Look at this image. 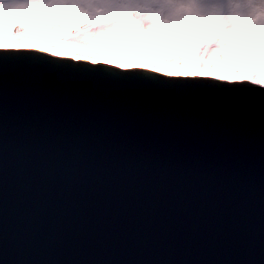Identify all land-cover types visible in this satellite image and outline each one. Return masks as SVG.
<instances>
[{
    "label": "water",
    "instance_id": "obj_1",
    "mask_svg": "<svg viewBox=\"0 0 264 264\" xmlns=\"http://www.w3.org/2000/svg\"><path fill=\"white\" fill-rule=\"evenodd\" d=\"M172 83L0 81V264H264V90Z\"/></svg>",
    "mask_w": 264,
    "mask_h": 264
},
{
    "label": "rangeland",
    "instance_id": "obj_2",
    "mask_svg": "<svg viewBox=\"0 0 264 264\" xmlns=\"http://www.w3.org/2000/svg\"><path fill=\"white\" fill-rule=\"evenodd\" d=\"M112 1L66 0L69 4L66 31L62 27L50 36L42 33L41 38L54 41L57 46L53 49H65L68 55L53 53L42 48V44L35 47L74 59L82 56V60L97 61L107 57L113 62H136L121 63L119 66L122 67L148 68L161 64L155 70L168 74H176L170 66L173 63L211 69L207 72L177 71L181 75L219 76L229 80L249 78L247 73L252 71L247 66L249 63L264 71V62H258L264 61V0H235V7L230 9L233 30L203 42L200 38L206 34L198 31L203 23L196 11L198 0H116L117 7L111 6ZM5 3L6 0H0V47H29L27 43L4 42L1 34L5 33ZM18 17L19 10L10 9L8 23ZM132 18H140L134 29L130 24ZM17 35L10 38H26ZM135 36L143 42L137 53L131 43Z\"/></svg>",
    "mask_w": 264,
    "mask_h": 264
},
{
    "label": "snow or ice",
    "instance_id": "obj_3",
    "mask_svg": "<svg viewBox=\"0 0 264 264\" xmlns=\"http://www.w3.org/2000/svg\"><path fill=\"white\" fill-rule=\"evenodd\" d=\"M69 7L66 0H6L3 5L5 10V43H27L30 46L24 48H0V53L4 54L3 62L0 63V81L7 82L9 79L20 76H33L44 78H68L78 83L95 82L98 84H115L119 86H127L130 83H136L140 86L152 88L156 86H191L186 94L188 95H214L219 99H226L222 92H206L199 91V85L195 83H172V82H196L199 80L216 79L220 85L235 86L249 84L264 90V71L259 68L252 67V63L247 66L252 67V71L247 73V79L225 80L217 77L203 75H169L167 71H156L161 64H154L148 68L138 66L120 67L121 63L135 64L134 61H110L107 57L102 60H76L72 57L53 55L51 52L36 48V44H42L44 48H54L57 44L47 38H41L42 33L51 35L59 31L65 23V12ZM235 7V0H198L196 11L198 17L203 21L199 32L206 35L200 38V42L214 37L221 32L232 31L234 28L231 19L230 9ZM9 9L19 10L17 20L8 23ZM23 32L24 40L11 39ZM33 53L40 57H50L52 60L60 61L62 65L80 66L85 68H115V72L103 73H78L75 75L68 74L63 67L52 66L49 64L41 65L37 61L21 64L12 61L10 54ZM168 63V62H164ZM87 65H90L88 67ZM170 66L176 71H211L210 68H201L199 66H188L183 63H173ZM135 73H147L143 77H137ZM240 73H232L239 75ZM152 77H156L153 79ZM126 78H135L128 80Z\"/></svg>",
    "mask_w": 264,
    "mask_h": 264
},
{
    "label": "bare ground",
    "instance_id": "obj_4",
    "mask_svg": "<svg viewBox=\"0 0 264 264\" xmlns=\"http://www.w3.org/2000/svg\"><path fill=\"white\" fill-rule=\"evenodd\" d=\"M118 2H121V0H117ZM106 3V2H105ZM106 5V4H105ZM111 6L112 7H117L118 6V4L116 3V0H113L112 2H111ZM68 13L67 12H65V23H64V31H66V27H67V23L69 22V19H68ZM140 21V18H138V19H134V18H132L131 19V23L130 24H132L133 25V27H132V29H134L137 25H138V22ZM64 34V33H63ZM24 35V33L23 32H21V33H19L17 36L19 37V36H23ZM1 36H4V35H2L1 34ZM63 36H65V34L63 35ZM62 36V37H63ZM134 36V35H133ZM131 43H133V45H132V49L137 53V52H139L140 50H139V47H141L142 45L140 44V43H142L143 44V42L141 41V40H139V38L138 37H134L133 38V41H131ZM145 45V44H144ZM153 45H155V44H153ZM88 49V48H87ZM86 49V50H87ZM142 49V48H141ZM258 62L261 64V63H263L264 61L263 60H258ZM120 67H122V66H120ZM171 72H172V70H170ZM173 72H175V73H178L176 70H173ZM201 76H203V75H201Z\"/></svg>",
    "mask_w": 264,
    "mask_h": 264
},
{
    "label": "flooded vegetation",
    "instance_id": "obj_5",
    "mask_svg": "<svg viewBox=\"0 0 264 264\" xmlns=\"http://www.w3.org/2000/svg\"><path fill=\"white\" fill-rule=\"evenodd\" d=\"M89 26H90V25H89ZM0 46H1V45H0ZM42 48H44V46H42ZM44 49H47V50H49V51H51V52H53V53L60 54L59 52L54 51L53 48H44ZM62 50H63V52H64L63 55H68V53L66 52L65 49H62ZM77 57H79L80 59L82 58V56H76L75 58H77ZM84 58H86V57H84ZM86 59L91 60V59H89V58H86Z\"/></svg>",
    "mask_w": 264,
    "mask_h": 264
},
{
    "label": "clouds",
    "instance_id": "obj_6",
    "mask_svg": "<svg viewBox=\"0 0 264 264\" xmlns=\"http://www.w3.org/2000/svg\"><path fill=\"white\" fill-rule=\"evenodd\" d=\"M10 10V9H9ZM37 47H39V45H37ZM54 51H56V52H59L60 54H64V52H63V50L62 49H54ZM250 68H252V67H250Z\"/></svg>",
    "mask_w": 264,
    "mask_h": 264
}]
</instances>
